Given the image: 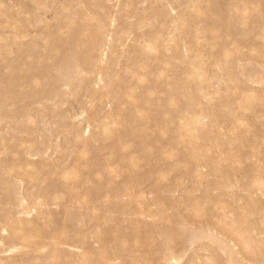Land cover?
Here are the masks:
<instances>
[{"label": "rangeland", "instance_id": "obj_1", "mask_svg": "<svg viewBox=\"0 0 264 264\" xmlns=\"http://www.w3.org/2000/svg\"><path fill=\"white\" fill-rule=\"evenodd\" d=\"M0 264H264V0H0Z\"/></svg>", "mask_w": 264, "mask_h": 264}]
</instances>
